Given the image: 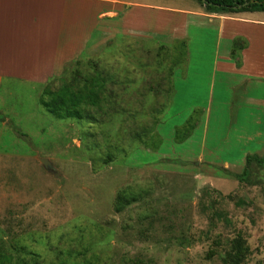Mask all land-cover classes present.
I'll use <instances>...</instances> for the list:
<instances>
[{
  "label": "rangeland",
  "instance_id": "rangeland-1",
  "mask_svg": "<svg viewBox=\"0 0 264 264\" xmlns=\"http://www.w3.org/2000/svg\"><path fill=\"white\" fill-rule=\"evenodd\" d=\"M144 1L161 7L145 9V37L116 34L66 64L59 77L81 85L101 72L102 109L84 120L59 119L40 102L43 86L21 80L12 84L13 94L1 95L10 142L52 165L48 171L37 163L41 171L31 176L26 205L0 217V250L13 262L232 264L230 250L240 238L246 255L237 264H264V164L255 162L240 184L236 173L222 168L224 161L240 162L239 153L225 154L215 132L206 140L204 164L196 159L201 123L189 141L175 140L176 128L206 107L190 103L183 67L170 102L173 70L183 61L175 39L187 25L205 79L216 31L184 15L198 8L197 0ZM198 92L204 103L207 84ZM123 191L135 201L117 212Z\"/></svg>",
  "mask_w": 264,
  "mask_h": 264
},
{
  "label": "crops",
  "instance_id": "crops-1",
  "mask_svg": "<svg viewBox=\"0 0 264 264\" xmlns=\"http://www.w3.org/2000/svg\"><path fill=\"white\" fill-rule=\"evenodd\" d=\"M198 5L184 15L190 19L189 23L201 20V26L216 31L211 67L204 79V73L195 65L197 50L186 25L184 37L175 39L184 43V57L173 70L170 102L176 97L175 78L183 67L184 88L192 100L190 103L206 106L192 112H200L194 132L200 123L203 131L196 159L199 164L207 160L206 140L213 131L225 154L240 156V162L224 161L222 168L239 174L245 168L247 156L264 153V16L258 17L260 12L208 13ZM145 9L160 11L161 7L144 0H0V106L1 95L13 94L12 84L17 80L45 89L63 75L66 64L88 48L107 45L119 33L136 40L145 37ZM151 30L159 32L155 27ZM237 38L247 44L237 53L240 66L232 57ZM204 84L208 87V98L202 103L197 96L198 88ZM0 110L4 117L0 120L2 217L12 208L26 205L31 176L34 171H41L37 163L43 157L39 153L35 156L24 153V147H17L15 139L10 142L11 120ZM233 128L235 131H230ZM217 158L212 156L209 160ZM238 169L241 170L237 172Z\"/></svg>",
  "mask_w": 264,
  "mask_h": 264
},
{
  "label": "trees",
  "instance_id": "trees-1",
  "mask_svg": "<svg viewBox=\"0 0 264 264\" xmlns=\"http://www.w3.org/2000/svg\"><path fill=\"white\" fill-rule=\"evenodd\" d=\"M208 13L232 14L243 12H264V0H197ZM183 48L181 56L184 57V43H180ZM247 46L246 42L237 38L234 40L232 57L236 59L237 65L238 51ZM178 63V61H177ZM177 64L175 67L179 66ZM59 83L57 88L53 87ZM106 90L105 76L95 71L85 77L81 85L69 83L64 78L52 80L43 90L40 102L52 114L59 119L84 120L88 117L90 110L102 109L104 95ZM198 115V116H197ZM200 112H194L183 125L176 128L175 140L183 143L194 132ZM4 117L0 112V120ZM264 164V157L259 155H249L246 158V164L243 172L237 174L236 178L241 184L249 175L250 168L254 163ZM228 197H231L230 195ZM135 200L127 196L126 192H121L116 199L115 209L121 212L125 207L131 205ZM246 255V247L240 238L236 239L230 250V263L237 264L241 262ZM0 264H27L24 260L13 262L12 257L7 256L0 250Z\"/></svg>",
  "mask_w": 264,
  "mask_h": 264
},
{
  "label": "water",
  "instance_id": "water-1",
  "mask_svg": "<svg viewBox=\"0 0 264 264\" xmlns=\"http://www.w3.org/2000/svg\"><path fill=\"white\" fill-rule=\"evenodd\" d=\"M41 163L43 164V166L46 170L50 171L52 169V165L48 160L42 159Z\"/></svg>",
  "mask_w": 264,
  "mask_h": 264
}]
</instances>
